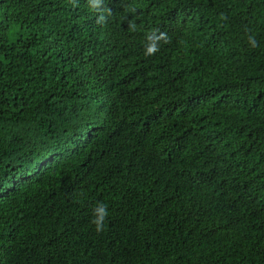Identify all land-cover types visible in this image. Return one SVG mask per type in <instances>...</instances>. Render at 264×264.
Segmentation results:
<instances>
[{
    "label": "trees",
    "instance_id": "1",
    "mask_svg": "<svg viewBox=\"0 0 264 264\" xmlns=\"http://www.w3.org/2000/svg\"><path fill=\"white\" fill-rule=\"evenodd\" d=\"M153 177L202 178L205 216L171 208L158 247L125 239L111 264H264V0H0V264H102L75 227Z\"/></svg>",
    "mask_w": 264,
    "mask_h": 264
},
{
    "label": "clouds",
    "instance_id": "2",
    "mask_svg": "<svg viewBox=\"0 0 264 264\" xmlns=\"http://www.w3.org/2000/svg\"><path fill=\"white\" fill-rule=\"evenodd\" d=\"M104 10H107V11H110V12H115V4L112 2V1H105L104 2ZM151 51V49H150ZM109 123H106L103 125L102 127V133L101 134H98L96 136H87L85 139H82V140H76L75 141V144L77 145H81L83 143H91V142H94L96 139L97 140H101V141H104L105 138H104V133H106V128H107V125ZM182 168H187V166H184V167H181ZM57 174L56 173H50L48 175H37L34 177V180H40V179H47V180H52ZM224 176H225V179H217V178H213V182L216 183L217 185H222L224 184L223 186L221 187H226L228 184H230L233 180V175L231 173H227L225 172L224 173ZM211 178V177H210ZM158 179H162V178H158ZM160 183V188L156 191V194L160 197H166V196H169L171 194H175L174 192H171L173 189L170 188V191H168V189H166L167 185H166V182H165V179H162ZM200 183H203L202 182V178H198L196 177V180L195 182L190 185L189 187H187L186 189H188L187 191H190V190H196V191H200V190H203V187H201V184ZM161 184H164V186H162ZM99 192L103 195H107L106 193V190L105 188L99 190ZM58 192L52 187L50 186L48 188V191L47 193L45 194H42L41 197H48L49 195H55L57 194ZM153 192L152 191H146V194L151 195ZM208 201L207 200H202V201H197L195 202L189 210H179L178 208H176L175 206L177 204H173L172 205H169L168 207L166 205H151L150 206V210L154 213L162 210L163 208L167 207L168 209V212L171 214V215H175L173 213L170 212V209H175L178 214L181 216L182 220L184 221L186 227L188 228L190 226V224H192L193 222L203 218L205 215H204V210H202V206L203 205H206V202ZM129 204L125 205L123 207V209L120 211V212H116L115 214H113L110 218H107L105 219V217L107 216V208H106V205H103V204H97L94 206V208L96 207H99L96 212L98 213L97 215V218L93 220V223L91 222H85V224L89 225V226H95L97 227V230L99 231L100 230V234L101 236L105 238V236H103V232L108 229L111 231V228H113L114 230V233L112 235V241H115L116 239H120V234L126 230L129 229V224L127 221L124 220V217L129 214V209L126 207L128 206ZM171 217L170 216H165L164 218H162L158 223H157V226H156V229L158 230L159 228H163V226H161V223L163 221H166L167 219H170ZM105 219V220H104ZM104 220V221H103ZM95 223V224H94ZM123 224V226L119 225V224ZM92 235V233L90 232V230L86 229V230H75L74 231V234L72 235V237L70 238L71 240H84V239H87L89 238L90 236ZM206 237V240H208L209 242L211 241V239L213 237H211L208 233L205 235ZM33 238H38V236L35 234V233H32V235L30 236L29 240L33 239ZM39 239V238H38ZM124 240L126 238H123ZM149 237H143V236H140V235H137L135 236L134 240H133V244H136V245H143V244H146L147 242L146 241H149ZM154 240H156L154 238ZM25 241H22V240H18L16 241V243L14 245H22V243H24ZM156 242V241H154ZM103 242H101L102 244ZM154 247H158V245H154L152 244L151 246L147 247V248H144V249H141V250H138V251H144L146 249H149V248H154ZM84 252H86L87 254H89V250L88 249H84L83 250ZM137 252V251H135ZM8 254L12 255V250H10V252H8ZM113 254H115L116 256L119 255L118 251L115 250V249H112L109 251V253H107V255H105V257L103 258V261H102V264H111L112 262V257ZM99 262H100V256H99Z\"/></svg>",
    "mask_w": 264,
    "mask_h": 264
},
{
    "label": "rangeland",
    "instance_id": "3",
    "mask_svg": "<svg viewBox=\"0 0 264 264\" xmlns=\"http://www.w3.org/2000/svg\"><path fill=\"white\" fill-rule=\"evenodd\" d=\"M228 168H222L219 174H224ZM211 177L209 179H213ZM150 187H144V191H152L153 193L146 198L142 199L138 205H133L129 208V214L124 217V220L128 222L129 229L122 232L120 234V239H116L115 241H109L104 239L101 234L100 230H97L95 226H89L85 224V222H79L78 225L75 227V230H90L92 233L93 238L96 240L106 243L108 246L115 249L120 254L123 250L126 238L129 242V246L133 251H138L144 248H147L152 245L155 241L153 237V233L157 232L156 229L157 223L164 218L165 216H170L171 219L174 218L168 212L167 207L169 205L177 204L175 207L181 211L189 210L190 207L197 201L207 200L209 199V195L203 192V190L196 191L190 190L187 192H178L176 194H171L166 197H160L156 194V191L160 188V183L158 180L153 177L150 180ZM151 205H166L167 207L163 208L162 210L154 213L150 210ZM198 225L190 224V228L197 229ZM212 228V226H210ZM167 232L173 230V226H169V228L164 229ZM140 235L143 237H149V242L143 245H136L133 244V240L135 236Z\"/></svg>",
    "mask_w": 264,
    "mask_h": 264
},
{
    "label": "bare ground",
    "instance_id": "4",
    "mask_svg": "<svg viewBox=\"0 0 264 264\" xmlns=\"http://www.w3.org/2000/svg\"><path fill=\"white\" fill-rule=\"evenodd\" d=\"M57 39H59V35L57 34V33H50L49 34V39H47V41H49V40H57ZM46 41V40H45ZM165 182H166V189H168V187L169 188H172V186H174V184L173 183H171L170 181H168V180H165ZM164 225V221L161 223V226H163ZM108 230V229H107ZM75 253L77 254V250L75 251Z\"/></svg>",
    "mask_w": 264,
    "mask_h": 264
}]
</instances>
